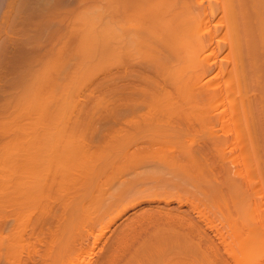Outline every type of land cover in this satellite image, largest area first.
I'll use <instances>...</instances> for the list:
<instances>
[{
    "label": "bare ground",
    "instance_id": "1",
    "mask_svg": "<svg viewBox=\"0 0 264 264\" xmlns=\"http://www.w3.org/2000/svg\"><path fill=\"white\" fill-rule=\"evenodd\" d=\"M43 1L44 2L46 1L45 2L46 4L48 2L47 0H43ZM204 1L205 0H118V1H115L116 5L110 4L111 2H109L108 6L106 8V11L104 13V17H103V21H102L103 23L100 26L102 28L100 35L96 34L97 32L94 34V32L96 30L98 31V29H96L94 31V29L96 28L95 26H97V25H96V22L94 21V19H90V16H89L90 13L87 14L88 17H86L87 18V21H86L87 24H86V22L84 23V25L82 24L85 21V20H83V19H85V15H84V17L81 16V18H79L80 20L83 21L79 24L82 26L81 28H83L84 31H83V29L80 28V26L77 27L75 25V23L78 24L77 23L78 21L70 22L71 24L74 23L75 26L73 28H77L79 30V31L76 30L78 33L81 31L80 32L81 34L79 33L77 36L78 37L83 36L82 40H80L81 46L78 45V46H80V48H78L79 51L77 52L79 54L78 59H80L82 61V65L84 66L83 68L85 69V70L80 69V68H82V66L79 67V69L77 71L79 72V70H80L81 74H83L84 71H87L85 68L86 65H84V64L88 63V62L85 63L87 61L86 58L89 57L88 54L90 53V51L94 50L93 47L96 46L97 49L98 48L101 49L103 47L102 46L103 43L101 44V47L100 46L98 47V45L101 42L98 44L97 40H99L101 38V41H105L104 42L105 48L103 47L104 52H106L107 50L108 51L112 50V47L109 45L110 42L114 41V42H117L116 44H119V53H120L119 54L120 57H118L119 58V64L118 65H119V71H120L119 76H120V80H122V82H123V83L121 82L122 85L120 84L121 86L119 88V89H121V90H119L121 93L120 94L121 96L119 97V102H120V106H121V110H122V114L120 115L121 119L119 121H121V126H120L121 128L120 129H121L122 133H124V135H127V133L129 132L128 129L131 128L130 127L131 124L135 123L137 121L135 118V115H137V114H138V116H136L137 118H141L142 116H144L143 118H145V115H146L147 116L146 118L148 119L147 121H149L148 116L152 117V115H153V121H151L152 119L150 118L151 123H153V122L156 123V121H157L156 116L157 115H160V117H162L158 121H160V120L162 121L163 116H165L164 121H167V122H165L167 124V127H164L162 129L161 126L163 124L159 125V126H160L161 130H165V128H167V137H166L167 139H165L166 135L163 134L162 131H160L161 134L156 133V135H158L156 138H152L153 134H152V136H149L150 138L147 137V138H149L147 141H146V139H145V141H143V138H142V140H139V138L133 140V138H134V136H133V138H130V139H132L131 142L129 141L130 143H127L125 141V144L123 146L124 149H126L125 148L126 145L129 144L130 146L127 145V147L130 150H132L129 152L134 153L135 157L136 156L137 157L142 156V155L138 156V154L140 152H143V151H145V152L149 151L151 154V151L152 150L155 151L156 148H157L156 151H157L158 156H159V152H161L160 154L164 153L168 157V154H166V153H168V151L175 153V154H173V153L169 152L170 153L169 155L172 154L174 156L175 155L180 156L179 159H177V158L174 159V156H173V160L169 156V158L171 160L168 158L167 160H170V161H167V163H166V161H164L166 163V164L165 163L164 164L168 168L167 169L168 170L167 171L168 177L164 176V177H166L165 182L163 181L165 179H163V180L161 179L162 180L161 182L159 181V179H158V177H160L159 174H157L156 179H153V177L151 179V178H149L150 174L146 173L149 175V177H146L147 179H145V178L143 179L142 174L144 175L145 173L140 174L142 177H139L140 176L139 173H141V172H139V173L135 172L136 174H138V175H135V177L137 176V178L138 179L140 178L141 180L140 179L138 180L137 178H135L138 181L133 180L132 183H131V181L130 182L128 181L129 183L124 181V182L120 183V186L117 185L118 190L117 191L114 190V191H116V193L114 194L115 198L112 199V201L114 200L113 202H110V206L114 205L113 203L117 202V204L119 203L118 206H121V207H120V211H118V207H117V209H114V210H117L119 214L117 215V213H115L116 215L112 216V218H114V217H117V219L120 218L119 215H123L122 213L126 209H128V207L129 208L130 207L132 208V206L135 207L134 205H135L136 200H138V198H140V196L139 197L137 196L138 194H141V197H142L143 196L142 193L144 191L147 192V190L149 191V189L150 190L152 189L151 192L153 190L155 191V187L157 189L156 193H158L159 192L158 189L161 190L160 188H162V190H163V188H164V190L167 188H171V189L174 188L175 190L178 189L180 191V187L182 190V186L189 185L190 187L193 186V188L196 187V189L199 190V191H194V189H191L189 187L190 191L192 190L191 193L193 192V193L197 194V195L190 194V195H193V197L195 196L194 201H196V196L201 195V196H198L197 199H198L199 203L203 204L204 210L201 209L202 206L199 205V203H197V202H194L192 204L194 207L193 206L189 207L187 204V206L190 208V210L192 209L193 212H194V210L196 211V209L198 210L197 213H195V215L196 214L199 215L198 218H196L197 221L194 220L193 217H191L189 215L190 213H188V211L185 212L187 209L185 211L182 210L181 215L183 214V211H184V214H183L184 217L187 216L186 217V219H187L188 215H189V218H192L195 223H193L192 219H191L192 222L190 219L189 220L187 219V221H186L185 218L183 217V215L182 216L180 215L181 219L184 218V219H182V221L185 220L186 222L180 223L181 224L180 227L178 226L179 229H176L177 226L175 227L174 225L177 224L178 220L175 219V221L172 220V221H174V222H172L170 219H168L169 217H168V215H166V213H165V216H167L168 218L167 217H166L167 219L164 218L165 216L163 213L162 218L166 219L167 221H171L172 223H168L170 225L174 223L173 226L169 225L165 229L163 227L162 228H158V227L154 228L155 231L153 232L154 233L153 236L160 238L161 236L165 235L166 237L165 236L163 237V239L165 238V240L163 241L160 238V240H161V242L159 241L160 245L159 244L156 245L158 241L156 242V244L154 243L153 246L149 245V246H152L149 249L150 250L149 251L148 247H147L148 244L145 243L146 239L149 238L148 237L149 235L147 236V238L145 237L146 238V239L144 238L145 242L142 240L141 243H143V244H141V247H140V249L141 248L144 249V250L141 249V251H143L142 254L140 253L142 256H138V254L136 253L137 251L134 252V253H136L134 256L136 259V263L140 258H142L140 260H145V259L151 258L150 261L152 260V261H154L153 263H155V260H157L156 262L159 261L158 264L160 263V260H161V263H163V264H264V256H263L264 252L262 253L263 255H258V253L256 254L254 252L255 250H253V248L264 244V198H263L264 195L262 194L263 196L261 195L260 199H257V196H256V198H254V196H253V194L255 192H256V194L257 193L261 194L260 193L261 191L258 190L257 186H259L261 188V184H262L261 182L264 181L263 180V181L259 182V180L262 177L264 178V173H263L264 168L262 166V164L264 165V160H262L263 163H262V161H260L262 159L261 155L264 154V0H207L208 1L207 6H204ZM40 2L42 3V0H40ZM77 2H79V1H77ZM18 3H19V1H17V0H9L8 3L6 4L7 7H5V12L2 15V18L0 19L1 20L0 21V38H2V36H4V35L5 36L8 35V32H9L8 30H10V29H8L9 28L8 26L14 25V23L12 24L11 21H15L16 18H19V16L17 17V15L14 14V11L16 13V10H14V9L15 8L17 9V7H15V6H18V5H16ZM49 3H53V2L50 1ZM66 3H65V5H66ZM80 3H84V1L82 0V2H79V4ZM46 4H45V6H46ZM20 5H22V4H20ZM48 5H50V4H48ZM111 5L114 7H112ZM22 7H23V5H22ZM18 8L20 9V7H18ZM67 8H66V10H70L72 7L68 8V9ZM22 9H20V12ZM53 9L55 10V8H53ZM57 11H59V10H57ZM20 12H18V13H20ZM23 12H21L22 14H19L20 18L22 17ZM115 12H116V14H114ZM54 13L55 12H53V14L51 13V15L52 16L55 15ZM12 15H13L14 20L11 19ZM14 15H16V17ZM113 15H115V17ZM47 16L45 17L46 19H48ZM91 16H93V14ZM49 17H51V16H49ZM55 17H56V15H55ZM69 18L67 21H69ZM94 18H97V16ZM21 19H24V18L22 17ZM52 21L54 22V20H52ZM22 22H23V20H22ZM45 22H46V20H45ZM51 22L49 21L50 24H51ZM64 22H66V19ZM67 23L68 22H66V24H65L66 26H67ZM70 23H68L69 24L68 28L65 25H63L67 28L66 31H68V32L73 30L72 29L73 24L71 25ZM43 24H45V23L43 22ZM51 25L48 24V26H51ZM98 25H99V23H98ZM41 27H43L42 24H41ZM100 27H99V29H101ZM97 28H98V26H97ZM66 31H65V34H68ZM82 31H83V33H82ZM14 32H12V33L14 34ZM72 32H75V30ZM72 32L70 34H72ZM54 33L57 34L58 32L57 33L53 32V34ZM98 33H99V31H98ZM47 34H48V32H47ZM51 34H52V32L49 35L50 38H47L45 36L47 39H50V40L52 39V40H51V42L48 40L51 43V44L48 43V44H50L48 48H47L48 44L46 45V47H44V49H46V48L48 49L46 51L47 53L46 54L44 53L45 55H47V58L44 57L45 59L42 58V60L40 58L41 68L39 69V62L37 61L38 59L37 60L33 59L35 61L36 65H38V67L35 68L34 70L31 69L30 73H27V71H26L27 76L29 75L28 77L27 76L24 77L22 75L25 79L26 78L27 79L24 80V78H23L24 83H23V85L21 84V87H18V89L20 88V89L26 90L27 88H30V90L28 89L29 92H27V94H25V93H23L25 91H23L16 97L15 100L17 103L15 104L16 107L14 106L15 111L10 114L11 117L9 120H8L9 117L6 114L8 118L5 119L6 120L5 122L3 121L2 125L0 124L1 131L11 132L12 137H13V138H10L9 140L4 141V144H0L1 145L0 146L1 147L0 148V263H3V264H5V263L10 264L11 261L9 259V257H10L9 254L11 253L10 250L12 249L11 247H12V244L14 243L13 241H15L12 239V237L10 238V236H11L9 233L10 231L7 233L5 232V230L7 229V226H10V225H8L10 223L9 222L10 221L9 218H11L10 216L13 215V218H16L14 216H17L16 220L18 221L19 225H22L23 223L24 224L27 223L28 220L25 222L23 220L24 218L22 216L26 213V212H24L25 207H24V211H23V209L20 210V211L24 212V214L23 213H22V215L20 214L22 217H20V215H19V208L20 209H21V207L23 208V206H21L23 203H24V205H28L26 201H30L29 199L35 198V196H36L35 194H37L36 192L38 191V188L40 186L39 183L43 185L45 182L42 181V179L45 180V179H47V177H49V176L43 177L44 176V174H43V176H41V178L39 180V176H40L39 173L44 171L43 170V168H44L43 164H45L48 160H50V157H52L50 152L52 153V151H50L48 154V152H47L48 150L47 151L45 150L48 148L47 142H49V145H50V140H49V141H46L47 145H45L43 143L45 145V147L44 146L43 147H44V150L46 151L47 155L46 154L44 155V153H45L44 150H43L44 151L43 153L37 152V150L40 151V149H38V148L40 147V145L42 143L40 142L41 138L38 137V134L40 133V131L38 130L39 128L35 126V123H36V125H39L42 123L43 118L45 119L48 116L51 117V115H50L51 112L49 111V109L51 108L50 106H53V105L56 106L57 105V104H54L57 101V99L64 101V102H66V100H68V99L65 100V96H64V98H62V96L58 97L57 94H55V93L53 94V90H56L55 92L57 93V91L59 89L61 91V87L62 88L72 87V85L69 84V81H68V83L66 81V83L68 85L64 84L65 82L61 83L62 86L57 85V83H58L57 78L61 77V76H58L60 74L59 69H61V66H60L61 63L58 62L59 61L58 56H56V52H58L60 47L57 48V46H59V45L56 43L57 44V46H56L55 41L60 39L59 38L60 36H59V34H57V35L54 34V36H55L54 37L53 35L51 36ZM62 35H61V38H62ZM19 36H21V34H19ZM23 36L24 35H22L21 37H23ZM57 36H58V38H57ZM7 37H9V36H7ZM7 37H5V38H7ZM64 39H67V38H64ZM5 41H6V39H5ZM21 41H22V39H21ZM60 41H62V40L60 39ZM64 41H66V40H64ZM38 43H40V42L38 41ZM38 43H36V44H38ZM93 43L94 44L96 43V45L92 46ZM78 44H80L79 41H78ZM115 46H117V45H115ZM37 47H38V45H37ZM117 48H118V46H117ZM39 49H41V47ZM56 49H57V51H56ZM76 51H77V49H76ZM95 51L97 53L99 50H95ZM104 52L101 51V53H104ZM38 53H40V52L38 51ZM58 53H57V55H58ZM99 53H100V51H99ZM40 55H42V53ZM74 56H76V55H74ZM103 56H104V54H103ZM34 57H35V55H34ZM37 58H39V57H37ZM92 58H95V57L93 56ZM92 58H90V59H92ZM87 59H89V58H87ZM95 59H97V58H95ZM75 60H76V58H75ZM80 60H78V61L80 62ZM32 63H34V62H32ZM32 63H30V64L33 65ZM61 65H63V64H61ZM76 65H78V64H76ZM92 65H93L92 67H91V65H88L89 66L88 68L91 67L93 69V67H95V66L93 63H92ZM29 67L31 68V66H29ZM29 67H27V68L30 69ZM76 68H77V66H76ZM65 70H62V73ZM82 70H83V72H82ZM89 71H90V69H89ZM58 72H59V74H57ZM72 72H76V71L72 70ZM72 72H70V73H72ZM78 72L75 73L76 76L79 74ZM84 74H85V72H84ZM210 74H212V75L208 76ZM71 75H70V77L69 76L67 77V74H66V76H65L66 79H68V80H69V78L70 79H76V78H72V76L76 77L75 75H72V76ZM78 76H80V74ZM207 76L209 78H207ZM128 77H130L129 80L132 78L131 79L132 82H129V80H128L129 83L127 82ZM20 79H22V78H20ZM61 79H62V77L59 78V82ZM63 80H64V77H63ZM20 81H21L20 83L23 82L22 80H20ZM72 82L74 84V80ZM145 84H146V86H144ZM143 86L145 88L148 87V89L150 87V89H152L154 91V92L152 91L153 92L152 94L150 93L148 95V96H150L149 97L150 99L146 97L147 96L146 94H147V92L149 93L150 89L147 92L144 91L146 93L145 94L143 92V90H145V88ZM127 87H129V88H127ZM131 87L133 90L131 92H128ZM137 87H141L144 89L141 90L139 88L138 90L142 91V92L140 91V93H139L137 90ZM67 88L64 90L69 91V89L67 90ZM18 89H17V91H18ZM148 89L146 88V90H148ZM134 90H137V92ZM22 93L24 95H22ZM137 93L138 94L142 93V95L144 93L145 95H144V97H142V95H140V97H139V95ZM64 94H67V93L65 92ZM145 97L147 98V100H150V102L144 101V100H146ZM141 100H142V102L144 101L143 104L145 103V105H147V103L150 105L151 104L153 105L152 107H154V108L151 107L152 109L150 108L149 105L147 106V108L149 107V110L145 108L146 110H148V111H145L146 113L151 112L150 115H149V113L144 114L145 112L143 113L144 115L140 114L139 109H141V108L140 107L137 108V105H138V102L141 103ZM145 105H142V106H145ZM59 106H61V105H59ZM48 107H50V108L48 109ZM219 107H222V108L217 112ZM11 108H13V107H11ZM130 108L132 110V112L130 111L131 114L133 113L132 116H129V114L127 113V111H129ZM70 109H72V108H70ZM153 109L158 110V111H155L156 121H154L155 120L154 119V111L152 113ZM136 110L139 113H137ZM165 111L167 113L166 114L167 117L165 115ZM141 112H143V111H141ZM160 112L161 113L164 112V113L161 114ZM216 112L218 115L216 114ZM135 113H137V114H135ZM224 113H225V115H226V113H229L231 115V117H230V120L232 121L231 124H233L234 129H236L234 131H237L239 134L241 133L242 135L241 134L240 135L243 136V142L242 141H240L241 143L239 142L241 145L240 146L241 151L240 150L239 151L242 152L244 155H246L245 156L246 158L249 157V159H247L248 161L246 159L244 160L245 163H246V161L249 162L252 159L257 161L256 162L257 167H256V165H254V167L258 169V171H257V169H256V171H257V174L260 175V177H261L260 179L256 180V178H255L257 175L255 173L256 171L254 172L256 174L255 177H254V175H250L252 172L249 171L247 174V175H250V176H248L249 179L242 177V179L238 178V180L235 178V175L237 174L236 172H233V174L236 173L235 175H232L230 173L231 170H228L225 167L227 165V164H225V159L229 156V153L227 156V155H225V153L227 154V152H224L226 150L227 144H228L227 138L221 135L222 137L225 138V139H222V137H220L221 133H219V136H218V134H217L218 132H215L216 131L215 129H214L215 131H211V132H213V134L211 133V139L208 140L209 142L206 141L204 144L202 143V145H200V146L196 145L197 148L194 146L195 149L193 148L192 145L185 144L186 142H183L184 139L182 140V142L179 139V137H178L179 132H181V131L183 132L185 128L189 129V127L190 128L196 127L195 125H194V127L192 126L194 121H198L200 123H202L203 121L205 123V121H206L207 123H209L210 121H212L214 119L213 121L215 123V121H216L215 119L217 118V120H218L219 118H222ZM139 115H141V117ZM52 117H53V114H52ZM128 117H130V118H128ZM147 121H146V123H147ZM161 121H160V123H161ZM38 122H40V123H38ZM129 122H130V126L128 125ZM137 122L139 123V120ZM191 122H192V124H191ZM219 122H220V120H219ZM158 123L159 122H157V124ZM162 123H164V122L162 121ZM207 123L205 125H207ZM214 123H212V124L214 125ZM25 124L27 125V127ZM66 124H64V125H66ZM143 124H144V122H143ZM157 124H156V126L153 124L154 127L157 128ZM127 125L129 128L127 127ZM135 125H136V127L138 126L137 124H135ZM135 125H133V127ZM144 125H143V127H144ZM213 125H212V127H213ZM215 125H217V124H215ZM159 126H158V129H160ZM164 126H166V125H164ZM201 126H202V124H201ZM28 127H29V129H28ZM145 127H147V126H145ZM183 127H184V129H183ZM40 128L43 130L42 127H40ZM150 128H151V126H150ZM30 129H31V132H29V133H34L33 135H30L28 133V130L30 131ZM144 129L146 131V128H144ZM238 129L241 131H239ZM134 130H135V127H134ZM126 131H128V132H126ZM135 131L137 132V130H135ZM188 131H191V129ZM185 132H183V133H185ZM214 132L217 135L214 134ZM138 133H139V131H138ZM192 134H194V132ZM7 135H9V133ZM7 135L5 134V136H7ZM2 136H4V134ZM66 136H68V135H66ZM127 136H126V138H128ZM154 137H155V135H154ZM181 138H183V137H181ZM190 138L195 139L194 137H191V136H190ZM232 138L238 139L239 136L235 137L232 135ZM232 138H231V141H232ZM61 139H62V137H61ZM187 139H189V138H187ZM1 140H2V137H1ZM45 140H48V139H45ZM77 142H79V141H77ZM188 143H190V141H188ZM53 144H55V143H53ZM198 144H200V143H198ZM229 144H231V143H229ZM63 146H64V144H63ZM233 147H234V145H233ZM162 148L163 149L165 148L167 150V152L159 150ZM41 149H42V147H41ZM128 150H127V152H128ZM158 150H159V152H158ZM211 150L213 151V153ZM153 151H152V153H153ZM129 152H128V154H129ZM145 152H144V154H145ZM209 152L211 154H213L214 157L213 156L212 157L214 158V160L210 156H208ZM123 153H124V151H123ZM38 154H40V155H38ZM114 154H115V152H114ZM114 154H112L113 155L112 156L113 161H118V159L116 160V158H114ZM122 154H121V156H122ZM130 154L128 156L132 157V154L131 155ZM146 154H147V152H146ZM45 156H46V160L48 158L47 161L45 160ZM115 156H116V154H115ZM117 156H118V154H117ZM225 156H227V157H225ZM40 157H42V158H40ZM81 157L84 158L85 156H81ZM142 157H144V156H142ZM159 157H161V156H159ZM167 157L163 155L162 159H164V158L166 159ZM176 157H178V156H176ZM87 158H90V157L87 156ZM112 158H110V160ZM155 158H156V156H155ZM182 158H184V160ZM209 158H211V159H209ZM78 159L76 161L79 162V160H81L82 158H80L79 160ZM119 159H121V157ZM132 159H134V158L132 157L130 160H132ZM148 159H149V157H148ZM194 159L195 160L200 159L201 161L198 160V161H200V163L199 162L198 163L201 166L203 165L202 162H204V165L206 163V167L203 166L204 170L201 169L200 165L199 166L197 165L198 167H196V166H192L194 163L188 164L190 162H194L195 161ZM263 159H264V157H263ZM136 160H138V159H136ZM149 160H151V158ZM208 160H210V162ZM211 160H212L213 166L211 165ZM42 161H44V163ZM144 161H147V160H144ZM186 161H190V162H186ZM92 162H93V160H92ZM250 162H252V161H250ZM39 163L41 166L43 165V167H40ZM66 163H67V161H66ZM70 163H72V162H70ZM150 163L152 165V163H154V162L149 161V163H147V164H150ZM63 164H64V162H63ZM78 164H80V163H78ZM100 164H102L100 167L105 166V165H103L104 163H100ZM141 164H142V162H141ZM49 165L50 164L47 165L48 168L50 167ZM67 165H68V163H67ZM81 165L83 166V164H81ZM112 165L113 164H111L110 166H112ZM122 165H123V161H122ZM128 165H130V164H128ZM72 166H73V164H72ZM157 166H159V165H157ZM250 166H252V165L250 164ZM38 167H40V169H38ZM92 167H94V166H92ZM254 167H253V169H255ZM45 168H46V166H45ZM48 168H47V171L49 173L50 170ZM69 168H71V167H69ZM37 169L42 170V171H40L38 173ZM92 169H94V168H92ZM138 169L140 170V168H138ZM138 169H136V170H138ZM70 170H72V169H70ZM106 170H107V168H106ZM136 170H134V171H136ZM159 170H161V169H159ZM239 170H238V172H239ZM51 171H52L51 173H53V169ZM126 171H128V170H125L124 172L127 173ZM132 171H133V169H132ZM235 171H236V169H235ZM88 172H89V170H88ZM98 172L99 171H97L96 173L98 174ZM165 172H166V170H165ZM163 173H164V171L162 173H160V175H162ZM127 174H125V175L127 176ZM154 174L156 175V173H154ZM239 174H240V172H239ZM55 175H56V173H55ZM100 175L101 174H99V177H100ZM247 175H244V177ZM52 176H53V174H52ZM129 176L131 177V175H129ZM118 177H120V176H118ZM130 177L128 179L132 178V177L131 178ZM144 177H145V175H144ZM161 177H163V176H161ZM251 177H254L255 179L254 178L250 179ZM50 178L52 179L53 177L50 176ZM50 178L48 180H51ZM122 179H124V177ZM116 180H118V179H116ZM155 180H158V181H156L157 183L153 182ZM199 180L203 184L205 183V187L202 186L203 189L202 188L199 189V187H198ZM250 180H256L257 186L254 187L255 186L254 182L250 183L251 182ZM52 181H50V182L48 181L47 183H51ZM139 181L142 184L144 182H147V184H149L148 181L153 182L152 183L153 185L155 183L156 184L154 186L152 185L153 188H149V187H151L150 186L151 182H150L149 187L147 186L148 189L146 190L147 187H145L146 185H144L146 183H144L143 187L145 190L144 189L142 190V187H140L141 185L139 186L140 188L137 186V183H139ZM53 182H55V180ZM53 182L50 185L45 183L46 187L41 186V189L44 191V189H43V187H44L46 190L48 188L47 185H49L50 186L49 188H51L52 186L55 185V183H54V185H52ZM100 182H102V181L100 180ZM119 182H121V180ZM133 182L136 183V186H134ZM158 182H159V184H158ZM162 183H163V185H162ZM258 183H260V185ZM58 184H56V185H58ZM84 184H85V182H84ZM98 184H99V181H98ZM250 184L254 185V186L252 185V187L254 188L255 191L250 187L251 186ZM87 185H89V183ZM112 186H113V184H112ZM97 187H99V185H97ZM186 187L188 189V186H186ZM263 187H264V185H263ZM49 188L47 190H49ZM87 188H90V187H87ZM54 189H56V188H54ZM249 189L251 190L250 193L248 192V191H250ZM39 190H40V188H39ZM167 190L169 191L170 189H167ZM185 190H183V191H185ZM252 190L254 192H252ZM256 190L259 192H257ZM140 191H142V192H140ZM154 191H153V193H154ZM172 191H174V190H172ZM42 192H40V193L38 192L39 193L38 198H41L40 194ZM136 192H137V194H135ZM160 192H159L160 194L163 193V191H160ZM196 192H198V193H196ZM156 193H154V196ZM170 193H172V192L169 191V192H165L163 194L169 195ZM175 193L173 194L174 196H176ZM188 193H189V189H188L187 195H188ZM251 193H253V194H251ZM131 194L137 196L138 198L136 197V200L132 204H130V203L128 204L127 202L129 200H127V199H130V198H131V200L135 199L132 197L133 195L130 196ZM249 194H251L253 198L250 197ZM168 195H166V196L169 199ZM128 196H130V198H127ZM151 196H153V195H151ZM171 196H172V194H171ZM171 196H170V198H171ZM146 197H149L148 199H150V195H146ZM156 197H157V195H156ZM162 197H163L162 201L164 202V200L167 198L164 199L165 195ZM87 198H88V196H87ZM174 198L177 199L178 197L177 198L174 197ZM142 199L144 200L145 197H143ZM159 199H160V196H159ZM168 199H167V202H168ZM170 200L171 199H169V202H170ZM142 201L141 202L139 201L136 204L138 205V204L142 203ZM188 201L190 203H192L193 200L192 201L188 200ZM69 202H70V200L68 201L67 205H69ZM195 203H197L196 206H199L201 208L195 207ZM32 205L35 207L34 203ZM127 205H129V206H127ZM32 207H31V209L33 210ZM51 209L47 210V211H49L48 213L50 214V215H47L48 217L50 216L49 219H51L53 217L52 214L55 215L53 210H52L53 213L52 214L50 213ZM165 209H167V208H165ZM12 210H13V212H12ZM29 210H27V212ZM170 210H171V208H170ZM178 210L179 209H177V211L175 210L176 213L179 212L181 209L179 211ZM45 211H46V209H45ZM102 211H103V209H102ZM169 212H171V211H169ZM186 213H187V215H185ZM159 214H161V213H158V215ZM179 214L180 213H177V215H179ZM177 215L174 217H177L179 219L180 216L178 217ZM24 216H26V215H24ZM56 216H58V215L56 214ZM104 216H106V215H104ZM159 216L161 217V215H159ZM169 216H170V213H169ZM28 217L30 218L31 216H26L25 220L28 219ZM145 217H146V215H145ZM147 217H149V216H147ZM19 218H21L20 219L21 221H24L23 223L20 222L22 224L19 223ZM142 218L143 217L140 218L141 221L143 220ZM149 218L151 219L152 217L150 216ZM59 219H61V216ZM114 219H116V218H114ZM140 219H139V221H140ZM150 219L147 220L146 218H144V220H147V222L149 224H151L149 222V221H151ZM181 219H180V221H181ZM198 219H202V221H204L202 223L203 224L206 223V226L208 225L207 226L208 230L211 229L213 231L212 234L215 237V239L213 236L210 238L211 230H210L209 235H208L207 234L208 232L206 233L207 229L205 230V228H207V227H205L204 225L202 227H205V228L202 229L200 227L202 225V223L198 227V223L201 222V220H199L200 222H198ZM29 221H30V219H29ZM111 221H112V219L110 220V222ZM132 221H134V220H132ZM14 222H15V220H14ZM96 222H98V220L95 221V223ZM129 222H128V224H129ZM107 223H109V222H107ZM137 223H138V221H137ZM18 224L16 223V225H18ZM24 224L22 225L23 227H24ZM131 224H132V222H131ZM147 224H146V228L148 226ZM19 225H18V227H19ZM106 225L108 226V224H106ZM132 225H134V224H132ZM27 226H25V227H27ZM137 226L138 225H136V227H134L133 229L137 228ZM140 226H142V225L140 224ZM14 227H15V224H14ZM153 227H154V224H153ZM20 228H21L20 230H23V228L21 226H20ZM126 228H128V227H126ZM142 228H144V230L146 229L145 226L144 227L142 226ZM142 228H140V229H142ZM128 229L131 230V227ZM138 229H136V230H138ZM10 230L12 231L13 229L10 228ZM17 230H15V231H17ZM130 230L128 231V233L130 232ZM136 230H135V232H136ZM30 231H31V228H30ZM147 231H149V229H147ZM32 232H33V229H32ZM38 232H36V233H38ZM124 232H123V234H124ZM145 232H146V230H145ZM126 233H127V231H126ZM22 234H25V233L23 232ZM131 234H132V237L129 236ZM20 235H21L20 233L19 234L16 233L14 237H16V236L19 237ZM30 235L33 236V234H30ZM34 235L37 238L38 234H34ZM121 235H122V233H121ZM129 235H128V237L133 238V236H137L138 234L133 235V232H130ZM139 235H138V237H139ZM24 236H22L20 238L24 239L25 238ZM153 236L151 235L150 239L153 238ZM38 238H39V236H38ZM119 238H118V240H119ZM130 238H128V239H130ZM58 240H61V238H59ZM137 240H138V242H136L137 243L136 245L138 247L139 239H137ZM16 241H17V239H16ZM121 241H122V238H121ZM126 241L127 240H125V242ZM132 241L130 240L128 243H130ZM140 241H141V239H140ZM153 241H155V240L152 239V242ZM166 241H167V244H164ZM117 242H120V241H117ZM150 242H151V240H150ZM24 243H26V242H24ZM16 244L14 243L13 247H14V245H16L18 247L17 249L19 250V248L22 246H20V243L19 244L16 243ZM21 244H22V239H21ZM133 244H135V243H133ZM144 244L147 245L146 250H148V251L145 250ZM161 244H162V246H161ZM163 244H164V246H163ZM142 245H143V247H142ZM139 246H140V243H139ZM137 247L135 250H137ZM17 249H16V254L18 251ZM23 249H24V247H23ZM121 249H123V248H121ZM132 250H133V248H132ZM252 250L254 253L252 252ZM19 251H21V250H19ZM58 251H59V249L56 252L57 256H58ZM121 251H123V250H121ZM127 251H131V250H127ZM84 252H86V251H83V253ZM19 254H17V255H19ZM59 254H60V252H59ZM45 255H47V254H45ZM112 255H113V253H112ZM125 255H126V253H125ZM129 255H128V257H129ZM54 256H56V255H54ZM153 256H155V257H153ZM143 257L145 259H143ZM158 257L160 260L157 259ZM111 258H112V256H111ZM153 258H154V260H153ZM55 259L56 258H54V261H57ZM59 260H60V257H59ZM19 261L17 260L18 263H19ZM139 262H141V261H138V263ZM142 262H144V261H142ZM147 263H149V262H147ZM14 264H15V262H14Z\"/></svg>",
    "mask_w": 264,
    "mask_h": 264
},
{
    "label": "rangeland",
    "instance_id": "2",
    "mask_svg": "<svg viewBox=\"0 0 264 264\" xmlns=\"http://www.w3.org/2000/svg\"><path fill=\"white\" fill-rule=\"evenodd\" d=\"M8 1L9 0H0V19L2 18V15L4 14V12H5V7H7V3H8ZM17 1H19V3L18 4H16V5H18V6H15V7H17V9L15 8L14 10H16V13H15V11H14V14H16L17 15V17L19 16V18H16V20L15 21H11L12 22V24L14 23V25L12 26H8L9 28L8 29H10V30H8L9 32H8V35L7 36H9V37H7V36H2V38H0V124L2 125L3 124V121L5 122L6 120V118H8V120L10 119V114L12 113V112H14L15 111V108H14V106H15V104L17 103L16 102V97L21 93V92H23V91H25V92H23V93H25V94H27V92H29L28 91V89L30 90V88H25L26 90H24V89H18V87H21V84L23 85V83H24V81H23V78L24 77H26L27 76V73H30L31 72V69H35V68H37L38 67V65H36V63H35V59L39 62V69L41 68V66H40V63H41V60H42V58L43 59H45L44 57H46L47 58V55H45L47 52V48L49 47V45L51 44L50 42H51V40L50 39H47V38H50V33L52 32V34H51V36L53 35L54 36V34H53V32H58L57 34H59V38L62 40V41H60V39H58V40H56L55 41V44L57 43L59 46H57V44H56V46H57V48H59V50H58V52H56V56H58V62L59 63H61V64H63V65H61L60 64V66H61V69H59L60 70V74L62 73V70H65L61 75L59 74V72L57 73V74H59L58 76H61L62 77V79L60 80V82H59V78H61V77H59V78H57L58 79V83H57V85H61V83H64V84H66V85H68L67 83H68V81H69V84H71L72 85V87H69V88H67V87H64V88H62L61 87V91H60V87L58 88L59 90V92L57 91V93L55 92L56 90H53V94L55 93V94H57L58 95V97H61L62 96V98H64V96H65V100L66 99H68V100H66V102H64V101H61V100H58L57 99V101L54 103V104H57L56 106L55 105H53V106H50V107H48V109H49V111L53 114V117H52V114L50 113V115H51V117H47V118H43L42 119V123L41 124H39V125H36V123H35V126L36 127H38L39 129V131H40V135L38 134V137H40L39 139H40V142L42 143L41 145H40V147L38 148V149H40V151H38L37 150V152H40V153H43L45 150L48 152V154H49V152L50 151H52V153L50 152V154L52 155V157H50V160H48V158H47V160H46V156H45V160L47 161H45L46 163L45 164H43L44 163V161H42L43 163V165H44V168H43V170L44 171H42V170H38V169H40V167H43V165L41 166L40 165V163H39V165H40V167H38V169H37V171H38V173L40 172V171H42L41 173H39L40 174V176H39V180H40V178H41V176H43V174H44V176L43 177H45V176H49V177H47V179H45V180H43L42 179V181H44L45 183H47L48 181L50 182V181H52L53 179L55 180V182H53V184L52 185H54V183H55V185L54 186H52L51 188H49L50 186V184L52 183H47V184H49V185H47L48 186V188H49V190H45V188L43 187V189H44V191L41 189V186H45L46 187V184L44 183L43 185L42 184H40L39 183V188H40V190H39V188H38V191L36 192L37 194H35L36 196H35V198L34 199H29L30 201H26L27 202V204L28 205H24V203L21 205V206H23V208L21 207V209L19 208V215L21 214L22 215V213L24 214V212H26L24 215H26V216H31L30 218L28 217V219H26L25 220V217L26 216H24V215H22L23 216V220L26 222L27 220H28V222L27 223H23L24 221H21L20 219L21 218H19V223L20 222H22L23 224H24V227L25 226H27V227H23L22 225V223H20V224H22V225H19L18 224V221L16 220V218H17V216H14V217H16V218H13V215H11L10 217L11 218H9V224L8 225H10V226H7V229L5 230V232L7 233V232H9L10 233V238L12 237V239L13 240H15L16 241V239H17V241L15 242V241H13L12 239V241L16 244V243H20V246H22V247H20L19 248V250H21V251H19L17 248V246L16 245H14V247H13V244H12V249L10 250V254H9V259H10V264H14V262H15V264H158V262H156L157 260H155V263H153L154 261H150V259L151 258H149V259H145L144 257H143V259H145V260H140V259H142V258H140L138 261H141V262H139L138 263V261H137V263H136V259H135V254L137 253L138 254V256H142L141 254H142V252L143 251H141V249H140V247H141V244H143V243H141L142 242V240L144 241L146 238H147V236L149 237V238H147L146 239V242L145 243H147L148 244V246L147 245H145L144 244V248H145V250H146V246L148 247V250L154 245V243L156 244V242H157V244L156 245H158L160 242H161V240H165V238L163 239V237L165 236V235H163V236H161L160 238H161V240H160V238H158V237H155V236H153L154 235V231H155V229L154 228H156V227H158V228H167V226H169L170 224H168V223H172V222H174L175 221V219L176 220H178V222H177V224H175L174 226L176 227L177 226V228L176 229H179V227H180V223H182V222H186L187 221V219L189 220H191L192 218H189V215L191 216V217H193V219L194 220H196V218H198V216L199 215H195V213H197V209H196V211L194 210V212L192 211V209L190 210V208L189 207H191V206H193L192 204L194 203V202H197V203H199V201H198V196H201V195H198V196H196V201H194L195 199H194V197H193V195H197V194H195V193H191V191H190V188L191 189H194V191H199L198 189H196V187L195 188H193V186H189V185H186V186H188V189H189V193H188V195H187V192H188V189H187V187L186 186H182V190H181V187H180V191L178 192L177 190H175L174 188H167V189H170L169 191H171L172 193H170L169 195L171 196V194H172V196H171V198H170V196L168 195V194H163V193H165V192H169L167 189H165L164 190V188H163V190H162V188H160L161 190H159L158 189V191L160 192V191H163V193L162 194H160L159 192L158 193H156V191H157V189H156V187H155V191H154V193H156L155 194V196H154V193H153V191L151 192V190L149 189V191L147 190L148 189V187H149V184H150V182L151 181H148V183L149 184H147V182H144V183H146V184H144V185H146L145 187H147L146 188V190H147V192L149 193H147V192H143L142 193V197H141V194H138L137 196L139 197L140 196V198H138L137 196H135V195H133V194H131L130 196H132L133 198H135L134 200H131V198H130V196H128L127 198H130V199H127V200H129L127 203L129 204H132L135 200H136V197L138 198V200L141 202L143 199V197H145V199L142 201V203H140V204H136L137 202H139L138 200H136V202H135V207H133L132 206V208L130 207H128V209H126L122 214L123 215H119L120 216V218H118L117 219V217H114V218H116V219H114V218H112V216H114V215H116L115 213H117V215L119 214L118 213V211H120V207L121 206H118V204H117V202H115V203H113L114 205H111L110 206V202H113L112 201V199L113 198H115L114 197V194L116 193V191L118 190V186H120V183H122V182H127V183H129L130 181H131V183H132V181L134 180V181H136L138 178H137V176L135 177V175H138V174H136V173H139V172H141V173H139V175L140 174H142V173H145L144 175H145V177H144V175L142 174V176L140 175L139 177H142L143 179L145 178V179H147L146 177H149V175L148 174H150V177L149 178H151L152 179V177H153V179H156L157 177V174H159V176L160 177H158V179H159V181L161 182L163 179H165V180H163L164 182L166 181V177H164V176H167L168 177V174H167V167H166V163H167V161H170L171 159L170 158H172V160H173V156L174 155H169L170 153H173V152H170V151H168V153H166V154H168V157H167V155H165L164 153L163 154H160L161 152H159V150H161V151H164V152H167V150L165 149H159L158 150V152H159V156H161V157H159L158 156V154H157V148H156V150L155 151H153V153H152V151H151V154H150V152L149 151H146L147 152V154H146V152L145 151H143V152H140L139 154H138V156L139 155H142V156H144V157H142V156H139V157H135V155H134V153H131V152H129V151H132V150H130L128 147H127V145L128 146H130L129 144H127V143H130L131 142V140L132 139H130V138H133V136H134V138H133V140L134 139H138L139 138V140H142V138H143V141H145V139H146V141L150 138L149 136H152V134H153V136H152V138H156L158 135H156V133L157 134H159L160 133V131H162L163 132V134H165L166 136H165V139H167L166 137H167V128H165V130H161V128L163 129L164 127H167V124L165 123V122H167V121H164V117L165 116H163V119H162V121L164 122V123H162V121H161V123H160V121H158L159 119H161L162 117H160V115H157L156 116V118H157V121H156V118H155V111H158V110H152V113H153V111H154V121H156V123L155 122H153V123H151V121H153V115H152V117L150 116H148V118H149V121H147L148 119L146 118L147 116L145 115V118H143L144 116H142L141 117V115L145 112V111H148L149 110V107L147 108V106L149 105L150 106V108L153 106L152 104L150 105V104H148L147 103V105H145V103L143 104V102L144 101H148V102H150V100H147V98H149L150 96H148L150 93L152 94L154 91L152 90V89H150V87H149V89H150V91H149V89H148V87H146L148 90H146V88L144 87V86H146V84L143 86L144 88H145V90H143L144 88H141V87H137V90L140 88L141 90H143V92L145 91V92H147V91H149V93L147 92V98H146V100H144L143 102H142V100H141V103L140 102H138V105H137V108H141V109H139L140 111V114L141 115H139L141 118H137L136 116H138V114L137 113H139V112H137V110H136V112L137 113H135V114H137V115H135V118H136V120L138 121L139 120V123L136 121H134L135 123H132L133 125H135V124H137L138 126L136 127V125L134 126L135 127V130H137V132L134 130V127H133V125L131 124V126H130V122H129V126L132 128H130V129H128V131H126V132H128L127 133V135H124V133H122V131H121V121H119L120 119H121V114H122V110H121V106H120V102H119V97L121 96L120 94V91L119 90H121V89H119L120 88V86L122 85L121 84V82H122V80H120V76H119V58L118 57H120L119 56V44H116L117 42H114V41H112V42H110L109 43V45L112 47V50H110V51H106V52H104V49H103V47L105 48V44H104V42L105 41H101V38L99 39V40H97V43L99 44L100 42V44L98 45V47L100 46L101 47V44H102V48L101 49H97V47L96 46H94V45H96V43L94 44L93 43V45L92 46H94L93 48H94V50H91L90 51V53L88 54V56L89 57H87V58H89V59H87L86 58V62L85 63H87L88 65H91V67L93 66L92 65V63L94 64V66L95 67H93V69L90 67V68H88L89 66L87 65V64H84V65H86V70L87 71H84L85 72V74H84V72H83V70H82V72H83V74H81L80 73V70H79V72L77 71L78 69H79V67H81L82 66V68H80V69H84L83 67V65H82V61L80 60V59H78L79 58V54L77 53L79 50H78V48H80V46H81V41L80 40H82V37L80 38V37H78L77 35L81 32H77L76 30H78L77 28H73L75 25L77 26V27H79L80 26V28L82 27L79 23H81V22H83L82 20H80L79 18H81V16L82 17H84V15H85V19H83V20H85L82 24L84 25V23L87 21V18L86 17H88L87 16V14H89L90 13V19H94V21L96 22V25L98 26V28H97V26H95L96 28L94 29V31L96 30V29H98V31H99V33H98V31L96 30L95 32H94V34L96 33V34H99L100 35V32L102 31V28L100 27L101 25H102V21H103V17H104V13H105V11H106V8H107V6H108V3L109 2H111L110 4H113V5H116V3H115V1H118V0H83L84 1V3H80L79 4V2H82V0H47L48 2H47V4L42 0V3L40 2V0H17ZM21 1V2H20ZM24 1V2H23ZM53 2V3H49V2ZM58 1V2H57ZM69 1V2H68ZM77 1H79V2H77ZM206 1V2H205ZM204 1V6H207L208 5V1L207 0H205ZM7 2V3H6ZM64 2V3H63ZM67 2V3H66ZM113 2V3H112ZM17 3V2H16ZM65 3H66V5H65ZM207 3V4H206ZM20 4H22L23 5V7H22V5H20ZM45 4H46V6H45ZM48 4H50V5H48ZM68 4V5H67ZM39 5V6H38ZM48 5V6H47ZM71 5V6H70ZM43 6V7H42ZM55 6V7H54ZM57 6V7H56ZM67 8L68 6V8H71L70 10H66V8ZM112 6V5H111ZM18 7H20V9H22L21 10V12H23V15H22V17L24 18V19H21L20 18V15L19 14H22L21 12H20V9L18 8ZM51 7V8H50ZM55 8V10L53 9V8ZM104 7V8H103ZM112 7H114V6H112ZM50 8V9H49ZM64 8V9H63ZM67 8V9H68ZM4 9V10H3ZM52 9V10H51ZM99 9V10H98ZM101 9V10H100ZM57 10H59V11H57ZM67 11V12H66ZM71 11V12H70ZM18 12H20V13H18ZM53 12H55L54 14L56 15V17H55V15H51V13L53 14ZM70 12V13H69ZM86 12V13H85ZM62 13V14H61ZM93 14V16H91ZM95 14V15H94ZM114 14H116V12L114 13ZM16 15H14L15 17H16ZM48 15V16H47ZM64 15V16H63ZM47 16V18L49 19H46L45 17ZM49 16H51V17H49ZM72 16V17H71ZM97 16V18H94V17H96ZM114 17H115V15H113ZM66 17V18H65ZM69 18V21H67L68 20V18ZM93 17V18H92ZM51 18V19H50ZM12 20H14V18H13V15H12V18H11ZM65 19H66V22H68V23H70V22H74V21H78L77 23L78 24H76L75 23V25H74V23H70L71 25H72V29L73 30H71V31H66L67 30V28H68V23H67V26L65 25L66 24V22H64L65 21ZM96 19V20H95ZM22 20H23V22H22ZM44 20V21H43ZM45 20H46V22H45ZM48 20V21H47ZM52 20H54V22L52 21ZM64 20V21H63ZM72 20V21H71ZM1 21V20H0ZM45 23V24H43V22ZM49 21L51 22V24L53 25H51L50 23H49ZM100 21V22H99ZM10 23V22H9ZM19 23V24H18ZM98 23H99V25H98ZM11 24V23H10ZM41 24H42V26L43 27H41ZM48 24L49 25H51V26H48ZM86 24H87V22H86ZM16 25V26H15ZM63 25H65V26H63ZM38 26V27H37ZM48 26V27H47ZM84 27V26H83ZM99 27L101 28V29H99ZM13 28V29H12ZM18 28V29H17ZM44 28V29H43ZM12 29V30H11ZM16 31H15V30ZM43 29V30H42ZM81 29H83V28H81ZM54 30V31H53ZM75 30V32H72V31H74ZM14 32V34L12 33V32ZM62 31V32H61ZM65 31L68 33V34H65ZM79 31V30H78ZM83 31H84V29H83ZM83 31H82V33H83ZM46 32V33H45ZM47 32H48V34H47ZM72 32V34H70ZM77 32V33H76ZM10 33V34H9ZM16 33V34H15ZM64 33V34H63ZM19 34H21V36L22 35H24L23 37H21V36H19ZM44 34V35H43ZM46 34V35H45ZM57 34H55V35H57ZM63 34V35H62ZM81 34V33H80ZM14 37H12V36ZM16 35V36H15ZM61 35H62V38L64 39V38H67V39H64V40H66V41H64L62 38H61ZM71 35V36H70ZM18 36V37H17ZM44 36V37H43ZM47 38H46V37ZM64 36V37H63ZM77 36V37H76ZM5 37H7V38H5ZM17 37V38H16ZM55 37V36H54ZM9 38V39H8ZM16 38V39H15ZM19 38V39H18ZM22 39V41H21V39ZM42 38V39H41ZM57 38H58V36H57ZM78 38V39H77ZM5 39H6V41H5ZM18 39V40H17ZM56 39V38H55ZM38 40L40 43H38V41L36 42V41ZM41 40V41H40ZM43 40V41H42ZM47 40V41H46ZM50 42H49V41ZM68 41V42H67ZM78 41H79V43L80 44H78ZM11 42V43H10ZM45 42V43H44ZM47 42V43H46ZM62 42V43H61ZM36 43H38V44H36ZM48 43H50V44H48ZM115 43V44H114ZM48 44V45H47ZM37 45H38V47L40 48L41 47V49H39L38 47H37ZM46 45H47V48L46 49H44V47H46ZM78 45H80V46H78ZM115 45H117L118 46V48H117V46H115ZM77 46V47H76ZM91 46V47H92ZM35 47V48H34ZM77 49V51H76V49ZM92 48V49H93ZM62 51H61V50ZM43 50V51H42ZM95 50H99L100 51V53H101V51H103L104 53H99V51L96 53V51ZM38 51L40 52V53H38ZM42 51V52H41ZM56 51H57V49H56ZM74 51V52H73ZM36 52V53H35ZM61 52V53H60ZM72 52V53H71ZM108 52V53H107ZM111 52V53H110ZM42 53V55H40ZM45 53V54H44ZM57 53H58V55H57ZM77 53V54H76ZM37 54V55H36ZM103 54H104V56H103ZM34 55H35V57H34ZM64 55V56H63ZM74 55H76V56H74ZM78 56V57H77ZM91 56V57H90ZM95 57V58H97V59H95V58H92V57ZM37 57H39V58H37ZM104 57V58H103ZM40 58H41V60H40ZM75 58H76V60H75ZM90 58H92V59H90ZM34 59V60H33ZM63 59V60H62ZM73 59V60H72ZM94 59V60H93ZM31 60V61H30ZM78 60H80V62L78 61ZM67 61V62H66ZM92 61V62H91ZM32 62H34V63H32ZM75 62V63H74ZM30 63H32L33 65H31ZM84 63V62H83ZM71 64V65H70ZM76 64H78V65H76ZM35 65V66H34ZM42 65V64H41ZM80 65V66H79ZM29 66H31V68L29 67ZM76 66H77V68H76ZM107 66V67H106ZM27 67H29L30 69H28ZM33 67V68H32ZM98 68V69H97ZM101 68V69H100ZM89 69H90V71H89ZM92 69V70H91ZM105 69V70H104ZM30 70V71H29ZM38 70V69H37ZM72 70L74 71H76V72H78L79 74H80V76H76L75 75V73L76 72H72ZM85 70V69H84ZM26 71H27V73H26ZM68 72V73H67ZM70 72H72V73H70ZM117 72V73H116ZM24 73V74H23ZM66 74H67V77L69 76L70 77V75L72 74V75H75L76 77H74V76H72V78H76V79H70L69 78V80L68 79H66ZM70 74V75H69ZM88 74V75H87ZM107 74V75H106ZM24 77H23V76ZM82 75V76H81ZM91 75V76H90ZM212 74H210V75H208V76H211ZM29 76V75H28ZM27 76V77H28ZM57 76V77H58ZM207 76V78H209ZM63 77H64V80H63ZM20 78H22V79H20ZM129 78L130 77H128L127 78V82H128V80H129ZM27 79V78H26ZM25 78H24V80H26ZM122 79V78H121ZM132 79V78H131ZM130 79V80H131ZM20 80H22L23 82L22 83H20L21 81ZM74 80V84H73V81ZM129 80V82H132V80L130 81ZM66 81H67V83H66ZM72 83H71V82ZM76 81V82H75ZM128 82V83H129ZM20 85H19V84ZM109 83V84H108ZM123 83V82H122ZM63 84V85H64ZM121 84V85H120ZM77 85V86H76ZM140 85V84H139ZM62 86V85H61ZM74 86V87H73ZM76 87V88H75ZM108 87V88H107ZM23 88V87H22ZM52 88V87H51ZM67 88V90L69 89V91H66V90H64V89H66ZM127 88H129V87H127ZM136 88V87H135ZM152 88V87H151ZM17 89H18V91H17ZM63 89V90H62ZM133 89H132V87L130 88V90L128 91V92H131ZM137 90H134V91H136L137 92ZM141 90H138V92L140 93V91ZM17 91V92H16ZM44 91V90H43ZM67 93V94H64L65 92ZM153 91V92H152ZM64 92V93H63ZM78 92V93H77ZM142 92V91H141ZM22 93V95H24ZM119 93V94H118ZM143 93V95H142V93L141 94H138L139 95V97H140V95H142V97H144V94ZM63 94V95H62ZM131 94V93H130ZM67 95V96H66ZM79 96V97H78ZM14 99V100H13ZM150 99V98H149ZM63 100V99H62ZM72 101V102H71ZM63 102V103H62ZM76 102V103H75ZM62 103V104H61ZM61 105V106H59V105ZM142 105H145V106H142ZM71 106V107H70ZM143 108H142V107ZM9 107V108H8ZM11 107H13V108H11ZM16 107V106H15ZM59 107V108H58ZM53 108V109H52ZM69 108V109H68ZM70 108H72V109H70ZM148 109V110H146V109ZM152 108H154V107H152ZM151 108V109H152ZM157 108V107H156ZM222 107H219L218 108V110H217V112L221 109ZM67 109V110H66ZM9 110V111H8ZM11 111V112H10ZM70 111V112H69ZM132 112V110H131V108H130V110L129 111H127V113L129 114V116H132V114H131V112ZM141 111H143V112H141ZM151 111V110H150ZM160 111V110H159ZM167 111V110H166ZM166 111H165V115L167 114L166 113ZM66 112V113H65ZM217 112H216V114H217ZM9 113V114H8ZM62 113V114H61ZM147 113H149V112H147ZM146 112L144 113V114H147ZM151 113V112H150ZM150 113H149V115H150ZM158 113V112H157ZM156 113V114H157ZM161 113V112H160ZM159 113V114H160ZM162 113H164V112H162ZM161 113V114H162ZM8 115V117H7V115ZM143 114V115H144ZM5 115V116H4ZM68 115V116H67ZM71 115V116H70ZM218 115V114H217ZM222 115V114H221ZM229 115V116H228ZM160 118H159V117ZM5 117V118H4ZM59 117V118H58ZM61 117V118H60ZM166 117H167V115H166ZM230 117H231V115L229 114V113H226V115H225V113H224V115L222 116V118H219L218 120H217V118L215 119L216 121H215V123H214V119L212 120V121H208L209 123H207L206 121H205V123H204V121L202 122V123H200V122H198V121H194L193 122V124H192V122H191V124H192V126L194 127V125L196 126L195 128H190L189 127V129L188 130H190L191 129V131H188L186 128L184 129V127H183V129H184V131L183 132H185L186 130V132L185 133H183L182 131L181 132H179L178 134V137H179V139L181 140V142H182V140H183V142H186L185 144H187V145H192L193 146V148H194V146L196 147V145L197 146H200V145H202V143L204 144L206 141H208L209 139H211V133L213 134V132H211V131H215V132H218L217 134H218V136H219V133H221L220 134V137H222V136H224V137H226L227 138V143L229 144V143H231V144H227V148H226V150L224 151V152H227V154L225 153V155H227L228 156V153H229V158L227 157V156H225V157H227L226 159H225V164H227L225 167L228 169V170H231L230 171V173L232 174V175H235L236 173V175H235V178L238 180V178H240V179H242V177L243 178H248L249 179V177L248 176H250V175H254V177H255V175L257 174V171H258V169L257 168H255L254 167V165H256V167H257V161H255L254 159H252V160H250V161H252V162H247L248 160L247 159H249V157L248 158H246L245 156L246 155H244L242 152H240L241 150H240V141H242L243 142V136H241L237 131H234V130H236V129H234V126H233V124H231L232 123V121L230 120ZM2 118V119H1ZM4 118V119H3ZM128 118H130V117H128ZM143 118V119H142ZM151 118V119H150ZM228 118V119H227ZM142 119V120H141ZM166 119V118H165ZM222 119V120H221ZM7 120V121H8ZM52 120V121H51ZM147 121V123H146V121ZM167 120V119H166ZM219 120H220V122H219ZM223 121V122H222ZM225 121V122H224ZM228 121V122H227ZM231 121V122H230ZM41 122V121H40ZM40 122H38V123H40ZM143 122H144V124H143ZM157 122H159L158 124H157ZM196 122V123H195ZM67 123V124H66ZM149 123V124H148ZM151 123V124H150ZM204 123V124H203ZM207 123V125H205ZM212 123H214V125L212 124ZM64 124H66V125H64ZM120 124V125H119ZM142 124V125H141ZM156 126V124H157V128L156 127H154V125ZM163 124V125H162ZM201 124H202V126H201ZM211 124V125H210ZM215 124H217V125H215ZM26 125V124H25ZM30 125V124H29ZM28 125V126H29ZM57 125V126H56ZM123 125V124H122ZM128 125H127V127H128ZM143 125H144V127H143ZM159 125H162L161 126V128H160V126ZM164 125H166V126H164ZM212 125H213V127H212ZM65 126V127H64ZM143 128H142V127ZM145 126H147V127H145ZM150 126H151V128H150ZM158 126H159V128L160 129H158ZM215 126V127H214ZM1 127V126H0ZM26 127H27V125H26ZM30 127V126H29ZM29 127H28V129H29ZM40 127H42L43 128V130L40 128ZM141 127V128H140ZM153 127V128H152ZM59 128V129H58ZM129 128V127H128ZM139 128V129H138ZM144 128H146V131H145V129ZM148 128V129H147ZM211 128V129H210ZM141 129V130H140ZM143 129V130H142ZM155 129V130H154ZM158 129V130H157ZM193 129V130H192ZM215 129V130H214ZM134 130V131H133ZM154 130V131H153ZM239 130V129H238ZM42 131V132H41ZM64 131V132H63ZM138 131H139V133H138ZM145 131V132H144ZM151 131V132H150ZM159 131V132H158ZM239 131H241V130H239ZM3 131H1V129H0V133L3 135L4 134V136H2L1 134H0V140H1V137H2V140L0 141V144H4V141H6V140H9L10 138H13L12 137V133L11 132H3ZM29 132H31V129H30V131L28 130V133ZM134 132V133H133ZM166 132V133H165ZM194 132V134H192ZM214 132V134H216ZM9 133V135H7ZM62 133V134H61ZM130 133V134H129ZM5 134L7 135V136H5ZM30 135H33L34 133H29ZM47 134V135H46ZM61 134V135H60ZM111 134V135H110ZM138 134V135H137ZM161 134V133H160ZM186 134V135H185ZM216 134V135H217ZM66 135H68V136H66ZM80 135V136H79ZM143 135V136H142ZM154 135H155V137H154ZM185 135V136H184ZM191 137H194L195 139H191L190 138V136ZM208 135V136H207ZM222 135V136H221ZM232 135L233 136H235V137H237V136H239V138L237 139V138H232ZM126 136L128 137V138H126ZM132 136V137H131ZM5 137V138H4ZM52 137V138H51ZM61 137H62V139H61ZM147 137H149V138H147ZM181 137H183V138H181ZM185 137V138H184ZM197 137V138H196ZM224 137H222V139H225ZM51 138V139H50ZM67 138V139H66ZM187 138H189V139H187ZM231 138H232V141H231ZM4 139V140H3ZM44 139V140H43ZM45 139H48V140H45ZM58 139V140H57ZM129 139V140H128ZM50 140V145H49V142H47V144H46V141H49ZM60 140V141H59ZM65 140V141H64ZM45 141V142H44ZM64 141V142H63ZM77 141H79V142H77ZM125 141L127 142L126 144V149L128 150V152H129V154L131 153L132 154V157L134 158V159H132V160H130L132 157H129L128 155V152H127V150L126 149H124V144H125ZM130 141V142H129ZM188 141H190V143H188ZM193 141V142H192ZM196 141V142H195ZM211 141V140H210ZM226 141V140H225ZM230 141V142H229ZM3 142V143H2ZM209 142V141H208ZM207 142V143H208ZM234 142V143H233ZM240 142V143H239ZM47 145V147L49 148H47V149H45L44 150V147H45V145ZM53 143H55V144H53ZM196 143V144H195ZM198 143H200V144H198ZM239 143V144H238ZM63 144H64V146H63ZM69 144V145H68ZM194 144V145H193ZM232 145V146H231ZM233 145H234V147H233ZM237 145V146H236ZM1 146V145H0ZM44 146V147H43ZM50 146V147H49ZM52 146V147H51ZM57 146V147H56ZM68 146V147H67ZM191 146V147H192ZM231 146V147H230ZM239 146V147H238ZM41 147H42V149H41ZM67 147V148H66ZM1 148V147H0ZM73 148V149H72ZM197 148V147H196ZM233 148V149H232ZM195 149V148H194ZM229 149V150H228ZM42 150V151H41ZM44 150V151H43ZM77 150V151H76ZM228 150V151H227ZM240 150V151H239ZM46 151H45V153H44V155L46 154ZM89 151V152H88ZM96 151V152H95ZM121 153H120V152ZM123 151H124V153H123ZM212 151V150H211ZM210 151V152H211ZM87 152V153H86ZM114 152H115V154H116V156H115V154H114ZM117 152V153H116ZM126 152V153H125ZM144 152H145V154H144ZM149 152V153H148ZM170 152V153H169ZM209 152V154H208V156H210L213 160H214V156H213V154H211ZM63 153V154H62ZM78 153V154H77ZM120 153V154H119ZM123 153V154H122ZM144 155H143V154ZM212 153H213V151H212ZM231 153V154H230ZM68 154V155H67ZM84 154V155H83ZM101 154V155H100ZM112 154H114V158H116V160L118 159V161H113V158H112ZM117 154H118V156H117ZM121 154H122V156H121ZM130 154V155H131ZM157 154V155H156ZM173 154H175V153H173ZM211 154V155H210ZM38 155H40V154H38ZM43 155V154H42ZM47 155V154H46ZM72 155V156H71ZM76 155V156H75ZM85 156L84 158L83 157H81V156ZM109 155V156H108ZM127 155V156H126ZM163 155L164 156H166L167 158L165 159H162V157H163ZM243 157H242V156ZM50 156V155H49ZM74 156V157H73ZM78 156V157H77ZM87 156L88 157H90V158H87ZM124 156V157H123ZM155 156H156V158H155ZM169 156H170V158H169ZM172 156V157H171ZM176 156H178V157H176ZM213 156V157H212ZM262 156V159L260 160V161H262V160H264L263 159V157H264V154H262L261 155ZM44 157V156H43ZM62 157V158H61ZM78 159L79 157L80 158H82L81 160H79V162L78 161H76L77 159ZM112 158L111 160L113 161H111L110 160V158ZM121 157V159H119ZM123 157V158H122ZM129 159H128V158ZM143 159H142V158ZM147 157V158H146ZM148 157H149V159L151 158V160H149L148 159ZM158 157V158H157ZM184 157V156H183ZM40 158H42V157H40ZM75 158V159H74ZM140 158V159H139ZM154 158V159H153ZM161 158V159H160ZM170 159V160H167V159ZM179 159L180 158V156L179 155H175L174 156V159ZM211 158H209V159H211ZM244 158V159H243ZM261 158V157H260ZM66 159V160H65ZM72 159V160H71ZM90 159V160H89ZM126 159V160H125ZM136 159H138V160H136ZM183 160H184V158H182ZM247 160L246 161V163H245V161L244 160ZM62 160V161H61ZM71 160V161H70ZM92 160H93V162H92ZM107 160V161H106ZM120 160V161H119ZM129 160V161H128ZM144 160H147V161H144ZM195 160V159H194ZM193 160V161H194ZM198 160H200V159H198ZM198 160H195L194 162H190V161H186V162H190V163H188V164H193L192 166H196V167H198L200 164V161H198ZM232 160V161H231ZM254 160V161H253ZM66 161H67V163H68V165H67V163H66ZM75 161V162H74ZM82 163H81V162ZM90 161V162H89ZM122 161H123V165H122ZM134 161V162H133ZM149 161H151V162H154V163H152V165H151V163L150 164H147V163H149ZM157 161V162H156ZM164 161H166V163L164 162ZM209 162H210V160H208ZM49 162V163H48ZM63 162H64V164L67 166H65L64 164H63ZM70 162H72V163H70ZM74 162V163H73ZM92 162V163H91ZM115 162V163H114ZM118 162V163H117ZM126 162V163H125ZM130 162V163H129ZM141 162H142V164H141ZM146 164H144V163ZM156 162V163H155ZM185 162V163H186ZM199 162V163H198ZM208 162V163H209ZM214 162V161H213ZM78 163H80V164H78ZM100 163H104L103 165H105V166H102V167H100L102 164H100ZM117 163V164H116ZM165 163V164H164ZM198 163V164H197ZM207 163V164H208ZM248 163V164H247ZM262 163H263V161H262ZM48 164H50L49 166V168H48ZM63 164V165H62ZM72 164H73V166H72ZM81 164H83V166L81 165ZM111 164H113L112 166H110ZM127 164V165H126ZM128 164H130V165H128ZM134 164V165H133ZM202 166L200 165V167H201V169H203L204 170V167L203 166H205L206 167V163H205V165H204V162H202ZM210 164V163H209ZM208 164V165H209ZM247 164V165H246ZM250 164L252 165V166H250ZM90 165V166H89ZM115 165V166H114ZM142 165V166H141ZM157 165H159V166H157ZM198 165V166H197ZM211 165H212V160H211ZM45 166H46V168H45ZM81 168H80V167ZM92 166H94V167H92ZM121 166V167H120ZM139 166V167H138ZM146 168H145V167ZM148 166V167H147ZM155 166V167H154ZM157 166V167H156ZM213 166V165H212ZM243 166V167H242ZM262 166H263V168H264V165L262 164ZM69 167H71V168H69ZM90 167V168H89ZM124 167V168H123ZM128 169H127V168ZM137 167V168H136ZM163 167V168H162ZM253 167L255 168V169H253ZM47 168L50 170V172L48 173V171H47ZM51 168V169H50ZM88 168V169H87ZM92 168H94V169H92ZM100 168V169H99ZM106 168H107V170H106ZM116 170H115V169ZM126 168V169H125ZM131 168V169H130ZM138 168H140V170L138 169ZM166 168V169H165ZM194 168V167H193ZM230 168V169H229ZM243 168V169H242ZM251 168V169H250ZM42 169V168H41ZM46 169V170H45ZM53 169V173H51L52 170ZM68 169V170H67ZM70 169H72V170H70ZM97 169V170H96ZM102 169V170H101ZM132 169H133V171H132ZM136 169H138V170H136ZM151 169V170H150ZM157 169V170H156ZM159 169H161V170H159ZM166 170V172H165V170ZM208 169V168H207ZM233 169V170H232ZM235 169H236V171H235ZM240 169V170H239ZM256 169H257V171H256ZM55 170V171H54ZM88 170H89V172H88ZM97 172V171H99L98 172V174L95 172V171ZM125 170H128V171H126L127 173H125L124 171ZM134 170H136V171H134ZM238 170H239V172H240V174H239V172H238ZM105 171V172H104ZM108 171V172H107ZM118 171V172H117ZM164 171V173L162 174V175H160V173H162ZM206 171V170H205ZM247 171V172H246ZM252 172L250 175H247L248 174V172ZM256 171V172H255ZM46 172V173H45ZM122 172V173H121ZM131 172V173H130ZM136 172V173H135ZM151 172V173H150ZM233 172H236L235 174H233ZM256 174H255V173ZM262 172V171H261ZM48 173V174H47ZM55 173H56V175H55ZM97 175H96V174ZM118 173V174H117ZM146 173H148V174H146ZM153 173V174H152ZM154 173H156V175L154 174ZM259 173V172H258ZM264 173V172H263ZM42 174V175H41ZM52 174H53V176H52ZM93 174V175H92ZM99 174H101L100 175V177H99ZM125 174H127V176L125 175ZM134 174V175H133ZM152 174V175H151ZM165 174V175H164ZM92 177H91V176ZM95 175V176H94ZM117 175V176H116ZM124 175V176H123ZM129 175H131V177L129 176ZM154 175V176H153ZM239 175V176H238ZM244 175H247V176H245L244 177ZM258 175V174H257ZM256 175V180H258V179H260L261 177H260V175H258L257 176ZM50 176L51 177H53L52 179L50 178ZM102 176V177H101ZM114 176V177H113ZM118 176H120V177H118ZM126 176V177H125ZM134 176V177H133ZM161 176H163V177H161ZM220 176V175H219ZM263 176V175H262ZM57 179H55V178ZM62 177V178H61ZM83 177V178H82ZM99 177V178H98ZM118 177V178H117ZM124 177V179H122V178ZM131 178V179H128V178ZM254 177H251L250 179H253ZM51 179V180H48V179ZM135 178H137V179H135ZM148 178V179H149ZM254 178V179H255ZM88 179V180H87ZM92 179V180H91ZM106 179V180H105ZM116 179H118V180H116ZM140 179V178H139ZM138 179V180H139ZM162 179V180H161ZM239 179V180H240ZM48 180V181H47ZM91 180V181H90ZM100 180L103 182H100ZM104 180V181H103ZM113 180V181H112ZM116 180V181H115ZM121 180V182H119ZM137 180V181H138ZM141 180V179H140ZM256 180H250L251 182L250 183H253L254 182V184H255V186L253 185V184H250L251 186V188L254 190V188L252 187V185L254 186V187H256L257 185H256ZM264 180V178L262 177L260 180H259V182H261V181H263ZM47 181V182H46ZM60 181V182H59ZM88 181V182H87ZM95 183H94V182ZM98 181H99V184H98ZM129 181V182H128ZM156 181H158V180H155V181H153V182H156ZM41 182V181H40ZM59 184H58V183ZM84 182H85V184H84ZM87 182V183H86ZM108 182V183H107ZM117 182V183H116ZM143 182V181H142ZM153 182H151V187H149V188H153L152 187V183ZM86 186H84L83 184ZM89 183V185H87ZM140 183V184H139ZM139 183H137V186L139 187L140 185V187H142V190L144 189V187H143V184L139 181ZM157 183V182H156ZM155 183V184H156ZM202 182H200V180H199V182H198V187H199V189H201L202 188V186L203 187H205V183L203 184H201ZM262 184H261V188L263 187V185H264V181L263 182H261ZM56 184H58V185H56ZM112 184H113V186H112ZM133 184H134V186H136V183H134L133 182ZM154 184V185H155ZM158 184H159V182H158ZM161 184V183H160ZM259 185H260V183H258ZM61 185V186H60ZM82 187H81V186ZM97 185H99V187H97ZM118 185V186H117ZM153 185V186H154ZM162 185H163V183H162ZM59 186V187H58ZM63 186V187H62ZM84 186V187H83ZM62 187V188H61ZM87 187H90V188H87ZM92 187V188H91ZM139 187V188H140ZM185 187V188H184ZM190 187V188H189ZM258 187V190L259 191H261L260 193L261 194H256V192L253 194V193H251V194H253V196H254V198H256V196H257V199H260V197H261V195L263 194L264 195V187L261 189L259 186H257ZM54 188H56V189H54ZM62 190H61V189ZM99 188V189H98ZM159 188V187H158ZM250 188V189H251ZM91 189V190H90ZM106 189V190H105ZM187 191H186V190ZM196 189V190H195ZM203 189V188H202ZM249 189V190H250ZM59 190V191H58ZM61 190V191H60ZM114 190H116V191H114ZM145 190V189H144ZM172 190H174V191H172ZM183 190H185V191H183ZM252 190V192H254ZM43 191V192H42ZM103 191V192H102ZM106 191V192H105ZM257 191V190H256ZM259 191H257V192H259ZM40 192H42L41 194H40V196H41V198H38V196H39V193ZM100 192V193H99ZM140 192H142V191H140ZM175 193V195L176 196H174L173 194ZM249 193L251 192V190L250 191H248ZM178 193V194H177ZM196 193H198V192H196ZM110 194V195H109ZM135 194H137V192L135 193ZM160 194V195H159ZM190 194H193V195H190ZM251 194H249L250 195V197H252V195ZM145 195V196H144ZM146 195H150V199H148L149 197H146ZM151 195H153V196H151ZM156 195H157V197H156ZM160 196V199H159V196ZM165 195V197H164V199L165 198H167V196L166 195H168V197H169V199H171L170 200V202H169V199H168V202H167V199H163L164 200V202L162 201V196H164ZM259 195V196H258ZM262 195V196H263ZM87 196H88V198H87ZM90 196V197H89ZM108 196V197H107ZM174 197H178L177 199H175ZM187 197V198H186ZM86 198V199H85ZM174 200H173V199ZM189 198V199H188ZM253 198V197H252ZM264 198V197H263ZM84 199V200H83ZM90 199V200H89ZM102 199V200H101ZM125 199V200H126ZM142 199V200H141ZM153 199V200H152ZM70 200V202H69V205H67V203H68V201ZM160 200V201H159ZM183 200V201H182ZM188 200H190V201H192V203H190ZM132 201V202H131ZM172 201V202H171ZM180 201V202H179ZM34 203V205H35V207L32 205L33 203ZM47 202V203H46ZM104 202V203H103ZM183 204H182V203ZM71 203V204H70ZM180 203V204H179ZM185 203V204H184ZM190 203V204H189ZM197 203H195V207H199V206H196L197 205ZM84 204V205H83ZM187 204H188V206H187ZM31 205V206H30ZM73 205V206H72ZM116 205V206H115ZM199 205H201L202 206V208L201 207H199V208H201L202 210H204V208H203V204L202 203H199ZM33 206V207H32ZM37 206V207H36ZM69 206V207H68ZM127 206H129V205H127ZM24 207H25V211H24ZM31 207L33 208V210L31 209ZM52 209H51V208ZM111 207V208H110ZM117 207H118V211L117 210H114V209H117ZM177 207V208H176ZM179 207V208H178ZM181 207V208H180ZM194 207V206H193ZM27 208V209H26ZM49 208V209H48ZM158 208V209H157ZM165 208H167V209H165ZM170 208H171V210H170ZM23 209V211H20V210H22ZM30 209V210H29ZM45 209H46V211H45ZM51 209V211H50V213L52 214L53 212H52V210L54 211V213H55V215L54 214H52V218L51 219H49L50 218V216L48 217L47 215H50L48 212L49 211H47V210H50ZM56 209V210H55ZM71 209V210H70ZM102 209H103V211H102ZM122 209V208H121ZM177 209H181L179 212H177V213H180L179 215H177V213H176V211H177ZM187 209V210H186ZM189 209V210H188ZM27 210H29L28 212H27ZM161 210V211H160ZM171 211V212H169V211ZM176 210V211H175ZM182 210H186L185 212H187L188 211V213H190L189 215H188V218L186 219V217L187 216H185L184 217V211H183V217L185 218V220H183L182 221V219H184V218H182L181 219V211ZM56 211V212H55ZM102 211V212H101ZM106 211V212H105ZM117 211V212H116ZM12 212H13V210H12ZM31 212V213H30ZM58 212V213H57ZM85 212V213H84ZM192 212V213H191ZM15 213V212H14ZM17 213V212H16ZM48 213V214H47ZM105 213V214H104ZM158 213H161V214H159V215H161V217L158 215ZM163 213H164V216H165V213H166V215H168V217L167 216H165L164 218H168V219H170L171 221L172 220H174V221H167L166 219H163L162 218V215H163ZM169 213H170V216H169ZM174 213V214H173ZM12 214V213H11ZM42 214V215H41ZM56 214L59 216H61V219H59L60 218V216L58 217V216H56ZM84 214V215H83ZM179 217L180 215V218L178 219L177 217H174V216H176V215ZM193 214V215H192ZM16 215V214H15ZM20 215V217H22ZM104 215H106V216H104ZM145 215H146V217H145ZM172 215V216H171ZM185 215H187V213L185 214ZM140 216V217H139ZM147 216H151L152 218L150 219L149 217H147ZM64 217V218H63ZM105 217V218H104ZM141 217H143L142 219V221H141ZM154 217V218H153ZM173 217V218H172ZM57 218V219H56ZM144 218H146L147 220H151V221H149L151 224H149L148 222H147V220H144ZM172 218V219H171ZM200 218V217H199ZM29 219H30V221H29ZM112 219V221L110 222V220ZM139 219H140V221H139ZM180 219H181V221H180ZM192 219V220H193ZM14 220H15V222H14ZM43 220V221H42ZM98 220V222H96L95 223V221H97ZM106 220V221H105ZM132 220H134V221H132ZM166 222H165V221ZM192 220H191V222H192ZM194 220H193V223H195L194 222ZM199 220H201V222L199 221ZM122 221V222H121ZM130 221V222H129ZM137 221H138V223H137ZM146 221V222H145ZM180 221V222H179ZM197 221V220H196ZM107 222H109V223H107ZM127 222V223H126ZM128 222H129V224H128ZM131 222H132V224H134V225H132L131 224ZM142 222V223H141ZM149 226H147V228H146V224ZM198 222H200V223H198ZM198 227H199V225H201V223L202 222H204V221H202V219H198ZM16 223L19 225V227H18V225H16ZM30 223V224H29ZM45 223V224H44ZM137 223V224H136ZM144 223V224H143ZM168 225H167V224ZM176 223V222H175ZM189 223V222H188ZM13 224V225H12ZM14 224H15V227H14ZM33 224V225H32ZM93 224V225H92ZM106 224H108V226L106 225ZM140 224L144 227L145 226V230H146V232H145V230H144V228H142V226H140ZM153 224H154V227H153ZM164 224V225H163ZM166 224V225H165ZM174 224V223H173ZM173 224H171L170 226H173ZM179 224V225H178ZM33 227H31V226ZM63 225V226H62ZM127 225V226H126ZM130 225V226H129ZM136 225H138L137 226V228H135V229H133L134 227H136ZM159 225V226H158ZM205 226V227H207L206 226V223L205 224H203L202 223V225L200 226L202 229L203 228H205V227H202V226ZM17 226V227H16ZM20 226L23 228V230H20L21 228H20ZM128 227V228H130L131 227V230L130 229H128V228H126V227ZM165 226V227H164ZM179 226V227H178ZM35 227V228H34ZM153 227V228H152ZM10 228L11 229H13L12 231L10 230ZM30 228H31V231H30ZM140 228H142V229H139ZM9 229V230H8ZM18 229V230H17ZM26 229V230H25ZM32 229H33V232H32ZM127 229V230H126ZM134 231H133V230ZM136 229H138V230H136ZM147 229H149V231H147ZM151 229V230H150ZM154 229V230H153ZM207 229V230H206ZM15 230H17V231H15ZM130 230V232H133V235H139V237H138V235L137 236H133V238H130V237H132V234L131 235H129L130 234V232L128 233V231ZM135 230H136V232H135ZM153 230V231H152ZM205 230H206V233L209 235V232H210V230L211 229H209L208 230V227L207 228H205ZM23 231L25 234H22L21 232ZM26 231V232H25ZM39 231V232H38ZM43 231V232H42ZM124 232V234H123V232ZM126 231H127V233H126ZM140 233H139V232ZM15 232V233H14ZM32 232V233H31ZM36 232H38V233H36ZM144 234H143V233ZM149 234H148V233ZM16 233H20L22 236H24L25 238L23 239V238H20V237H22L21 235L18 237V236H16V237H14L15 236V234ZM121 233H122V235H121ZM126 233V234H125ZM136 233V234H135ZM153 233V234H152ZM211 234V236H210V238L213 236V231L211 230V232H210ZM30 234H33V236L32 235H30ZM34 234H38L37 235V238L35 237V235ZM142 234V235H141ZM125 237H124V236ZM128 235L130 236V237H128ZM146 235V236H145ZM153 236V238H151L150 239V236ZM31 236V237H30ZM38 236H39V238H38ZM120 237V238H119ZM127 237V238H126ZM135 237V238H134ZM146 237V238H145ZM166 237V236H165ZM209 237V236H208ZM214 237V236H213ZM59 238H61V240H58ZM118 238H119V240H118ZM121 238H122V241H121ZM126 238V239H125ZM128 238H130V239H128ZM145 238V239H144ZM156 238V239H155ZM21 239H22V244H21ZM135 239V240H134ZM137 239H139V243H140V246H139V243H138V247H137V243L136 242H138V240ZM140 239H141V241H140ZM152 239H154L155 241H153L152 242ZM158 239V240H157ZM213 239V238H212ZM214 239H215V237H214ZM38 240V241H37ZM40 240V241H39ZM125 240H127L126 242H125ZM131 240H133L132 242H130V243H128L129 241ZM137 240V241H136ZM150 240H151V242H150ZM59 241V242H58ZM62 241V242H61ZM117 241H120V242H117ZM124 241V242H123ZM148 241V242H147ZM160 241V242H159ZM215 241V240H214ZM24 242H26V243H24ZM57 242V243H56ZM61 242V243H60ZM24 243V244H23ZM60 243V244H59ZM133 243H135V244H133ZM163 243V242H162ZM56 244V245H55ZM62 244V245H61ZM128 244V245H127ZM131 244V245H130ZM164 244H167V241L164 243ZM164 244H163V246H164ZM24 245V246H23ZM135 247H134V246ZM149 245H152V246H149ZM155 245V246H156ZM160 245V244H159ZM264 245V244H263ZM263 245H260V246H257V247H255V248H253V250H255L254 252L257 254L258 253V255H263L262 253L264 252V246ZM26 246V247H25ZM55 246V247H54ZM123 246V247H122ZM126 246V247H125ZM133 248V250H132V248ZM161 246H162V244H161ZM23 247H24V249H23ZM28 247V248H27ZM136 247H137V250H135L136 249ZM142 247H143V245H142ZM19 251H17V254H19V255H17L16 254V249ZM62 248V249H61ZM121 248H123V249H121ZM23 249V250H22ZM59 249V251H58V256L60 257V260H59V257L57 256V250ZM61 249V250H60ZM125 249V250H124ZM258 249V250H257ZM48 250V251H47ZM121 250H123V251H121ZM127 250H131V251H127ZM142 250H144V249H142ZM148 250H146V251H148ZM253 250H252V252H253ZM13 251V252H12ZM83 251H86V252H84L83 253ZM88 251V252H87ZM137 251V252H136ZM150 251V250H149ZM258 251V252H257ZM59 252H60V254H59ZM122 252V253H121ZM134 252H136V253H134ZM253 252V253H254ZM62 253V254H61ZM64 253V254H63ZM112 253H113V255H112ZM125 253H126V255H125ZM141 253V254H140ZM260 253V254H259ZM14 254V255H13ZM45 254H47V255H45ZM124 254V255H123ZM130 254V255H129ZM140 254V255H139ZM43 255V256H42ZM45 255V256H44ZM54 255H56V256H54ZM128 255H129V257H128ZM13 256V257H12ZM91 256V257H90ZM111 256H112V258H111ZM125 256V257H124ZM264 256V255H263ZM127 257V258H126ZM132 257V258H131ZM153 257H155V256H153ZM16 258V259H15ZM21 260H20V259ZM54 258H56L55 260H57V261H54ZM110 260H109V259ZM122 258V259H121ZM147 258V257H146ZM156 259V258H155ZM158 260H160L159 259V257L157 258ZM15 260V261H14ZM17 260L19 261V263L17 262ZM149 260V261H148ZM153 260H154V258H153ZM142 261H144V262H142ZM125 262V263H124ZM128 262V263H127ZM131 262V263H130ZM147 262H149V263H147ZM160 263H161V260H160ZM159 263V264H160ZM0 264H3V263H0ZM5 264H7V263H5ZM161 264H163V263H161Z\"/></svg>",
    "mask_w": 264,
    "mask_h": 264
}]
</instances>
